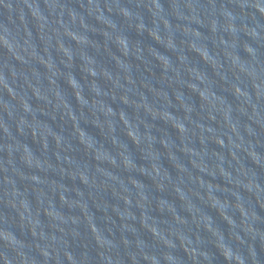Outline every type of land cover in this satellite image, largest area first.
<instances>
[{
    "label": "water",
    "instance_id": "obj_1",
    "mask_svg": "<svg viewBox=\"0 0 264 264\" xmlns=\"http://www.w3.org/2000/svg\"><path fill=\"white\" fill-rule=\"evenodd\" d=\"M0 264H264V0H0Z\"/></svg>",
    "mask_w": 264,
    "mask_h": 264
}]
</instances>
